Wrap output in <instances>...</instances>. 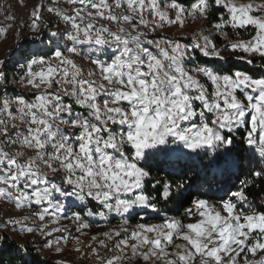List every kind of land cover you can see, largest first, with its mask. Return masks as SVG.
I'll use <instances>...</instances> for the list:
<instances>
[{
  "label": "snow or ice",
  "instance_id": "snow-or-ice-1",
  "mask_svg": "<svg viewBox=\"0 0 264 264\" xmlns=\"http://www.w3.org/2000/svg\"><path fill=\"white\" fill-rule=\"evenodd\" d=\"M24 27L0 57V245L264 264V0H38Z\"/></svg>",
  "mask_w": 264,
  "mask_h": 264
},
{
  "label": "rangeland",
  "instance_id": "rangeland-1",
  "mask_svg": "<svg viewBox=\"0 0 264 264\" xmlns=\"http://www.w3.org/2000/svg\"><path fill=\"white\" fill-rule=\"evenodd\" d=\"M38 3V0H0V26H5L7 24H12L13 27L8 34V38L6 41H0V57H2L5 51L8 49L10 45L14 43V33L17 31H22V37H29L28 29L24 27L26 17H29L30 10ZM7 15H12L15 17V20L8 21L5 19ZM192 27H195L193 25ZM21 37V40H22ZM2 213H0L1 215ZM115 223V221H113ZM103 225L102 223L97 226L96 224L93 225V233L97 231H102ZM10 235V233H9ZM31 247L37 254H39L43 260L50 261L51 263L55 264V254L49 253L47 250L42 252H37L35 247L29 243L27 245ZM72 259V256L68 257ZM79 264V262H78Z\"/></svg>",
  "mask_w": 264,
  "mask_h": 264
},
{
  "label": "trees",
  "instance_id": "trees-1",
  "mask_svg": "<svg viewBox=\"0 0 264 264\" xmlns=\"http://www.w3.org/2000/svg\"><path fill=\"white\" fill-rule=\"evenodd\" d=\"M234 63L239 62L234 61ZM15 246L16 245L13 244L8 248H5L4 245H0V264H23V261L20 259V257L14 251H12ZM29 249H31V256L35 257L39 261V264H53L50 261L43 260L42 257L31 247H29Z\"/></svg>",
  "mask_w": 264,
  "mask_h": 264
},
{
  "label": "bare ground",
  "instance_id": "bare-ground-1",
  "mask_svg": "<svg viewBox=\"0 0 264 264\" xmlns=\"http://www.w3.org/2000/svg\"><path fill=\"white\" fill-rule=\"evenodd\" d=\"M28 20H29V17H26V19H25V23L28 22ZM1 215H2V214H1Z\"/></svg>",
  "mask_w": 264,
  "mask_h": 264
},
{
  "label": "built area",
  "instance_id": "built-area-1",
  "mask_svg": "<svg viewBox=\"0 0 264 264\" xmlns=\"http://www.w3.org/2000/svg\"><path fill=\"white\" fill-rule=\"evenodd\" d=\"M24 38H30V37H25V36H24V37H22V40H23Z\"/></svg>",
  "mask_w": 264,
  "mask_h": 264
}]
</instances>
